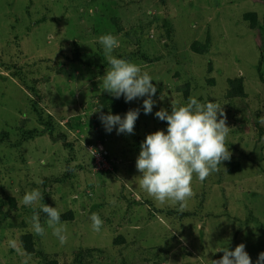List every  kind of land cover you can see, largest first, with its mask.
Segmentation results:
<instances>
[{"label": "rangeland", "instance_id": "374dc122", "mask_svg": "<svg viewBox=\"0 0 264 264\" xmlns=\"http://www.w3.org/2000/svg\"><path fill=\"white\" fill-rule=\"evenodd\" d=\"M263 24L264 0H0V204L9 213L0 264H39L19 235L32 232L41 204L74 214L62 221L68 241L61 245L40 212L46 234L35 235L37 247L60 264H212L221 249L241 243L255 264L264 252ZM107 34L119 41L112 54L157 86L153 111L140 108L134 134L107 133L99 119L127 113L99 108L110 67L99 37ZM197 40L209 41L204 55L191 48ZM239 79L244 94L229 95V81ZM189 97L224 109L232 156L204 182L194 177L181 213L138 188L136 160L146 136L167 129L155 112ZM62 132L73 147L57 137ZM228 162L242 170L229 173ZM33 189L43 200L20 203ZM93 213L100 232L92 230ZM79 248L82 263L74 262Z\"/></svg>", "mask_w": 264, "mask_h": 264}, {"label": "clouds", "instance_id": "9594fccd", "mask_svg": "<svg viewBox=\"0 0 264 264\" xmlns=\"http://www.w3.org/2000/svg\"><path fill=\"white\" fill-rule=\"evenodd\" d=\"M99 43L110 65L103 76L102 91L116 99L123 97L126 103L144 98V114H151L156 103L153 97L157 94L153 78L139 65L112 54L119 47L115 36L102 35ZM139 115L140 109L135 108L129 109L123 117L101 112L99 119L107 133L115 129L118 135L134 134ZM155 117L165 121L167 129L148 134L141 143L136 160V168L141 174L137 177V185L157 206L178 205L177 211L182 213L194 196V177L202 183L211 174L219 172L220 166L231 159L232 153L226 144L230 127L224 109L218 103H201L195 97H189L185 106L172 104L171 111L161 108L155 112ZM260 123L264 124V116L260 118ZM43 198L39 189H33L24 194L20 203L34 207ZM40 212L46 214L45 223L52 229V235L61 245L66 244V224L61 221L57 207L41 204L39 210H34L32 232L38 236L46 234L40 221ZM90 220L92 230L100 232L103 225L100 216L93 213ZM219 252L223 256L212 260V264H253L243 243L234 250L223 248ZM255 264H264V252L259 254Z\"/></svg>", "mask_w": 264, "mask_h": 264}, {"label": "trees", "instance_id": "16d2710c", "mask_svg": "<svg viewBox=\"0 0 264 264\" xmlns=\"http://www.w3.org/2000/svg\"><path fill=\"white\" fill-rule=\"evenodd\" d=\"M246 17L251 18V20L253 21L252 26H255V24L257 23L256 14L255 13L246 14ZM260 30L262 33V48H264V24L261 25ZM191 48L196 53L204 55L208 51L209 41L207 42H201V40L194 41L191 45ZM261 72H264V71H261ZM261 76L263 77L262 73H261ZM229 82H231L232 84V90L231 88L229 89V95L233 96V95L244 94V89H243L244 86H243L242 79H239L238 83H235L234 81H229ZM185 96L186 97L189 96V92L187 90H185ZM143 99L139 106H135L131 102L126 103L123 97L116 99L115 97L109 94H103L100 96V100L98 101V103H99V108L101 111L119 113V112L128 111L129 109L143 108ZM50 118H52V116H50ZM47 125H49L48 129L53 128V123L51 119L50 121H48ZM70 126H73V125L71 124ZM57 137L62 138L66 146L70 148L73 147V143L68 141L67 132L59 133ZM73 170H74V167L69 166L67 174L71 175V172ZM241 170H242V166L240 162H228L227 171L229 173H235ZM8 199L11 202V205H13L14 197L9 196ZM60 214H61V221L72 220L74 217L73 211L71 210L65 213H60ZM8 215L9 213L8 211L4 209L3 204H0V226L6 221ZM19 241L21 244L20 247L28 256L38 257L37 260L39 264H60V261L57 258L51 257L43 249L37 247L36 236L33 232L23 229L19 235ZM77 250L79 251L74 256V262L78 261L79 263H82L80 259V255L82 254L81 252L83 251V248H79Z\"/></svg>", "mask_w": 264, "mask_h": 264}, {"label": "built area", "instance_id": "2783aa9c", "mask_svg": "<svg viewBox=\"0 0 264 264\" xmlns=\"http://www.w3.org/2000/svg\"><path fill=\"white\" fill-rule=\"evenodd\" d=\"M96 156V155H95ZM101 160V165L102 166H106V163H105V157L104 158H100L99 156H98V161H100Z\"/></svg>", "mask_w": 264, "mask_h": 264}]
</instances>
